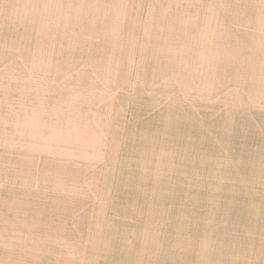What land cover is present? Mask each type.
<instances>
[{"label": "rangeland", "instance_id": "rangeland-1", "mask_svg": "<svg viewBox=\"0 0 264 264\" xmlns=\"http://www.w3.org/2000/svg\"><path fill=\"white\" fill-rule=\"evenodd\" d=\"M95 2L0 0V264H264V0Z\"/></svg>", "mask_w": 264, "mask_h": 264}, {"label": "bare ground", "instance_id": "bare-ground-1", "mask_svg": "<svg viewBox=\"0 0 264 264\" xmlns=\"http://www.w3.org/2000/svg\"><path fill=\"white\" fill-rule=\"evenodd\" d=\"M86 1H88V0H86ZM79 3H81V1L79 2ZM82 3H84V2H82ZM86 3V2H85ZM88 3H90V2H88ZM84 5V4H83ZM91 7L90 8H96V6H97V4H96V2H95V0H92V5H90ZM61 7V6H60ZM80 8H81V5L79 6ZM83 7H86L85 5L83 6ZM82 7V8H83ZM89 7V6H88ZM82 8H81V10H82ZM84 9V8H83ZM87 9V8H86ZM81 12H83V10L81 11ZM78 13V12H77ZM103 13V12H102ZM79 14V13H78ZM58 15H59V13H58ZM78 16V15H77ZM99 17V16H98Z\"/></svg>", "mask_w": 264, "mask_h": 264}]
</instances>
